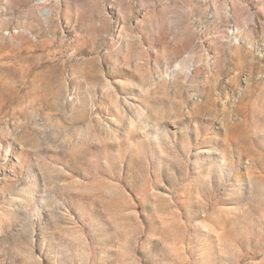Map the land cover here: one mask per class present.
I'll return each instance as SVG.
<instances>
[{
  "label": "rangeland",
  "instance_id": "1",
  "mask_svg": "<svg viewBox=\"0 0 264 264\" xmlns=\"http://www.w3.org/2000/svg\"><path fill=\"white\" fill-rule=\"evenodd\" d=\"M0 264H264V0H0Z\"/></svg>",
  "mask_w": 264,
  "mask_h": 264
},
{
  "label": "bare ground",
  "instance_id": "2",
  "mask_svg": "<svg viewBox=\"0 0 264 264\" xmlns=\"http://www.w3.org/2000/svg\"><path fill=\"white\" fill-rule=\"evenodd\" d=\"M228 33L230 34V36H232V35H233V32H232V30L228 31Z\"/></svg>",
  "mask_w": 264,
  "mask_h": 264
},
{
  "label": "built area",
  "instance_id": "3",
  "mask_svg": "<svg viewBox=\"0 0 264 264\" xmlns=\"http://www.w3.org/2000/svg\"><path fill=\"white\" fill-rule=\"evenodd\" d=\"M209 16V15H208Z\"/></svg>",
  "mask_w": 264,
  "mask_h": 264
}]
</instances>
